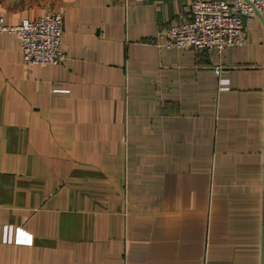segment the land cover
Wrapping results in <instances>:
<instances>
[{
    "label": "crops",
    "instance_id": "1",
    "mask_svg": "<svg viewBox=\"0 0 264 264\" xmlns=\"http://www.w3.org/2000/svg\"><path fill=\"white\" fill-rule=\"evenodd\" d=\"M191 0H0L63 14L64 63L0 35V264H264V22L169 48ZM220 61L218 73L214 63Z\"/></svg>",
    "mask_w": 264,
    "mask_h": 264
},
{
    "label": "built area",
    "instance_id": "2",
    "mask_svg": "<svg viewBox=\"0 0 264 264\" xmlns=\"http://www.w3.org/2000/svg\"><path fill=\"white\" fill-rule=\"evenodd\" d=\"M259 16L264 22V0H191L188 17L164 31L163 43L169 48L213 50L220 56L226 46L244 42L246 21ZM17 34L23 62L56 65L65 62L64 20L60 12L49 11L38 17H24L17 24L0 14V35ZM218 73L220 61L214 63ZM29 243L31 237L20 228L0 226V239Z\"/></svg>",
    "mask_w": 264,
    "mask_h": 264
}]
</instances>
